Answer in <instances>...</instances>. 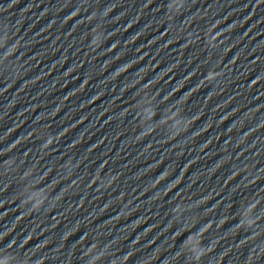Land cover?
Returning <instances> with one entry per match:
<instances>
[{"label":"clouds","instance_id":"obj_1","mask_svg":"<svg viewBox=\"0 0 264 264\" xmlns=\"http://www.w3.org/2000/svg\"><path fill=\"white\" fill-rule=\"evenodd\" d=\"M204 254H205V252H201V253H199L198 256H197V259H201V258L203 257Z\"/></svg>","mask_w":264,"mask_h":264}]
</instances>
